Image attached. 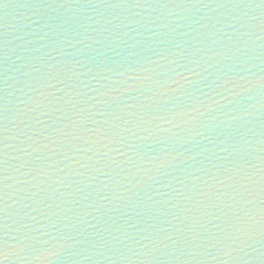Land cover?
<instances>
[{
    "label": "water",
    "instance_id": "water-1",
    "mask_svg": "<svg viewBox=\"0 0 264 264\" xmlns=\"http://www.w3.org/2000/svg\"><path fill=\"white\" fill-rule=\"evenodd\" d=\"M0 264H264V0H0Z\"/></svg>",
    "mask_w": 264,
    "mask_h": 264
}]
</instances>
